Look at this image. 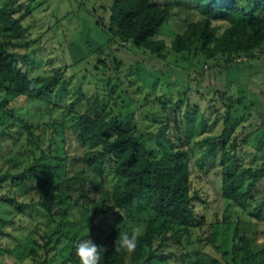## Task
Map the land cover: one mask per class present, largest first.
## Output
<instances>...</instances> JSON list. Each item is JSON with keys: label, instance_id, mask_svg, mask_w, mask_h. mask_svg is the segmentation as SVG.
I'll list each match as a JSON object with an SVG mask.
<instances>
[{"label": "trees", "instance_id": "16d2710c", "mask_svg": "<svg viewBox=\"0 0 264 264\" xmlns=\"http://www.w3.org/2000/svg\"><path fill=\"white\" fill-rule=\"evenodd\" d=\"M184 4L189 15L183 19V31L173 35L171 48L185 69H189L185 72L188 79H192L191 71H198L194 66L199 65L203 74V66L208 62L222 60L229 68L264 55V0H99L96 7L103 11V30L109 34L106 45L111 47L113 54L116 52L114 56L100 59L108 69L109 77L107 83L98 82L97 85L103 86L107 92L87 95L81 83L70 102L58 104L63 108L60 118L40 123L24 119L23 113L16 114L11 102L23 98L27 105L32 100L52 103L54 98L59 99L68 88L65 70L31 74L28 64L36 63L44 56L39 48L29 49L31 41L36 38H29L32 25L27 24L25 18L34 8L20 0L0 4V96H3L0 112L3 117H13L12 125H23L27 144L25 157L28 159L25 166V160L20 156L23 154L18 149V152L13 151L15 154L4 156L0 163V185L8 180L12 187L22 183L28 193H33L30 202L25 204L10 194L1 196L0 200L20 208L49 202L46 231L44 234L38 229L35 231L26 253L33 260L51 264L56 256L49 254L52 242L56 247L64 242L60 251L67 249L68 255L55 264H79L75 252L77 243L89 237L101 245V237L105 236V250L101 251L99 264H185L184 256L175 250L176 243L180 242L179 235L185 233L189 237L206 223L205 217L199 216L198 202L207 200L201 188L195 186L194 150L189 143L188 130L185 136L181 126V109L193 99L188 98L187 93L173 103L156 98L159 105L153 106V124L157 148L149 144L145 132L135 121L136 108H144L146 104L136 99L135 105L131 101L123 102L118 110L109 104L108 99L104 100L107 93L115 92L125 80V59L119 53L120 48L130 47L140 53L145 49L154 57L167 60L168 43L159 36V31L174 15V7ZM193 57H198L197 65L192 61ZM171 71L176 76V72ZM243 84L246 86L247 81ZM238 86V97L230 86L224 90H211L210 101L224 102L223 130L196 141L202 147L207 144L203 157L196 160V164L203 169L218 153L223 198L239 216L248 212L251 218L240 216L231 225V260L212 256L207 264H264V246L259 245V234L243 226L255 224L252 219L261 220L264 216V195L257 197L264 184V167L245 162L249 126L252 125V121L247 122L252 119V110L256 105L259 107L261 100L257 99L259 93L252 91L255 98L246 102L244 86L241 85L243 89ZM192 115L190 111L185 115L189 123L193 122ZM70 128L77 134L81 150L75 157L81 168L73 173L69 168L64 169L72 156L70 150H63V143L69 144ZM6 131L3 128L0 137ZM17 143L13 140V146ZM107 170L119 182L110 191L98 194L101 182L97 176ZM91 178L96 179L92 181ZM49 193H52L50 198ZM35 196L38 201L34 200ZM86 212L91 213V220L85 224H93L85 232L79 220ZM76 213H79L77 220V217L73 218ZM137 213L144 215L145 227L137 238L135 249L117 250L114 241L119 231L131 234L133 225L129 221ZM55 214L65 227L69 222L74 223V226L67 227L69 232L62 233L64 225L54 223ZM98 214L111 219L108 230L97 231L99 227L94 224V218ZM240 221L244 224L241 225ZM207 239L214 242L215 232ZM201 240L199 237L197 241ZM193 251L198 255L201 250L194 248ZM189 261L195 264L197 259Z\"/></svg>", "mask_w": 264, "mask_h": 264}, {"label": "rangeland", "instance_id": "374dc122", "mask_svg": "<svg viewBox=\"0 0 264 264\" xmlns=\"http://www.w3.org/2000/svg\"><path fill=\"white\" fill-rule=\"evenodd\" d=\"M6 1L0 0V4H4ZM20 1L26 2L28 6L34 8L33 12L25 18V22L32 25L29 38H36V40L31 41L29 49L32 51L39 48L40 54L44 55L36 63L28 64V69L31 70L32 75L52 74L55 69L65 70L64 76L67 80L68 88L62 92L59 99L58 97L54 98L52 103L32 100L26 105L23 98H16L11 102L15 113H23L21 116L24 119L26 118L34 123L55 121L62 116L63 112L62 106L58 104L70 102L77 94L79 84L83 83L84 91L87 95H100L107 92L103 86L97 85L98 82L107 83L109 77L108 69L100 59L114 56L116 52L113 54L111 47L106 45L109 34L103 30V11L96 7V2L99 0ZM25 9L26 6L24 7ZM173 12L174 15L161 26L159 31V36L166 39L168 43L167 60L154 57L145 49H142L140 53V51L130 47L120 48L119 53L125 59V80L121 81L115 92L112 94L111 92L110 94L107 93L108 95L104 96V100L106 99L107 101L108 99L109 104L114 105L118 110L123 102L131 101L135 105L137 103L136 99L140 101L139 103L146 104L144 108H136L135 121L139 129L145 132L149 144L157 148L156 127L153 124V118L155 117L153 110L155 109L154 107L159 105L156 98L164 102L169 100V102L173 103L187 93V97L193 99V102L188 105L186 103L181 109V118H183L181 126L185 136L187 135L185 132L188 130L189 143L194 150L193 174L196 178L195 186L201 188L203 197L207 200L205 203L198 202L199 216H204L206 223L201 229L195 230L189 237L185 233L180 234V242L176 243L175 250L177 254L184 256L186 259L185 264H189L190 259H197L195 264H207L212 256L231 260V248L233 245L231 225L235 224L240 219V216L241 218H251V216L248 212L241 213L239 216L234 211L233 206L223 198L220 180L221 167L219 166L220 155L218 153L215 159L208 161L203 169L196 164V160H200L203 157V150L207 146V144L203 147L199 146L196 141L210 135L219 134L223 130L224 114L222 111L224 102L217 99L210 101L211 95L209 96V94L211 90L215 88L224 90L230 86L235 97H238V85H240V88L243 85L244 89H241L244 90L246 102L253 97L255 98V94L252 91L259 93V98L257 97V99L261 100L259 107L256 105L258 108L255 109V106L252 110V119L247 122L248 124L252 121V125L249 126V144L245 149L247 153L245 162L264 167V55L260 58L247 60L239 66L236 64L229 68L223 64L222 60L216 61V63L208 62L203 66V74L200 72L202 69L199 65L197 67L194 66V69H198V71H191L192 79H188L185 72L189 69H185L180 58L172 51L171 39L174 34L183 31L185 27L183 19L189 15V9L185 4L176 5ZM197 59L198 57L192 58L195 65L198 63ZM108 61L110 60L108 59ZM171 70L176 72V76L172 74ZM104 78L105 80H103ZM244 81H247L246 86L243 84ZM123 98H126L125 101H123ZM2 99L3 96H0V101ZM213 103L218 106L213 107L211 105ZM85 104L84 100L82 103L83 107ZM131 107L134 108L135 106ZM239 109V113H242V108ZM187 111L193 114L192 123H189L185 117ZM2 114L0 112V133L3 128H6L7 131L6 134L0 137V163L4 156L15 154L13 151L18 152V149L23 154L20 156L25 160L24 165L26 166L28 164V159L25 157L27 156V144L23 125H17L16 123L12 125L13 117H3L1 116ZM244 124H246V121ZM67 137L69 147L63 143V150H70L72 156L68 160V166L64 169L69 168V172L73 173L81 168L79 159L75 158L81 150L79 149V139L74 129L70 128L68 130ZM11 138L13 139L11 140ZM59 138L64 140L62 135H59ZM13 140H17L16 146H13ZM43 176L44 174H42ZM97 178L101 182L98 194L102 191H110L119 182V179L109 170L104 174L98 175ZM43 179H46V176ZM95 179L91 178L92 181H95ZM36 180L33 181L36 182ZM9 194L17 197L23 204L29 203L33 195V193L26 191L24 184L18 183L17 186L12 187L8 180L0 185V197ZM261 195H264V184L257 197L260 198ZM48 196L50 198L52 193H49ZM34 200L38 201L39 199L35 196ZM49 206V202L46 204L38 202L20 208L14 203H6L0 200V207L2 208L0 209V264H40L39 261L33 260L32 256L26 253L30 248L35 231L38 229L43 234L46 231L44 226L45 221L50 216ZM90 214V212H86L79 220L85 232L93 224H85V222L91 220ZM57 216L56 214L54 215V223L63 224L61 218L59 216L57 218ZM73 218L79 219V213H76ZM143 218L144 215L142 213H137L129 223L133 225V229L139 228L140 232H142L145 227ZM94 219V224L99 227L97 231L103 232L109 229L111 219L105 218L101 214H98ZM252 220L255 221V224L252 222L250 223L251 225H248L241 221L240 223L241 225L244 224L243 226H246L249 230H256L257 234H259V245L263 247L264 216L261 220ZM70 225L74 226V223L72 222L71 224L69 222L66 226L71 227ZM67 227L64 225L62 233L70 231ZM212 232L216 234L214 242H210L207 239ZM197 237L202 240L197 241ZM101 238V246L105 247L106 237L102 236ZM64 245L65 243L63 242L56 247L55 243L52 242L49 254L50 256L56 254V256L51 260V264H55L58 259L68 255L67 249L60 251ZM194 248H200L201 251L198 255H195ZM68 264L76 263L70 262Z\"/></svg>", "mask_w": 264, "mask_h": 264}, {"label": "clouds", "instance_id": "9594fccd", "mask_svg": "<svg viewBox=\"0 0 264 264\" xmlns=\"http://www.w3.org/2000/svg\"><path fill=\"white\" fill-rule=\"evenodd\" d=\"M139 234V228L133 229L131 234L127 231H119L118 238L114 241L115 248L126 251L134 250ZM103 250H105L104 246L97 245L89 237L80 240L75 248L79 264H99L101 251Z\"/></svg>", "mask_w": 264, "mask_h": 264}]
</instances>
